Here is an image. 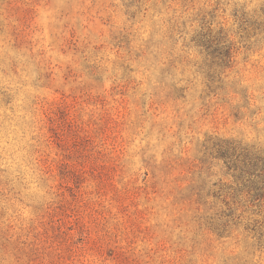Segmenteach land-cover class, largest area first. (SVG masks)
<instances>
[{"label":"rangeland","instance_id":"1","mask_svg":"<svg viewBox=\"0 0 264 264\" xmlns=\"http://www.w3.org/2000/svg\"><path fill=\"white\" fill-rule=\"evenodd\" d=\"M263 162L264 0H0V264H264Z\"/></svg>","mask_w":264,"mask_h":264},{"label":"trees","instance_id":"2","mask_svg":"<svg viewBox=\"0 0 264 264\" xmlns=\"http://www.w3.org/2000/svg\"><path fill=\"white\" fill-rule=\"evenodd\" d=\"M254 163L255 162H247L248 166L251 165V167H252L251 170H253V168L255 167ZM251 170H248V172L252 173ZM253 187L254 188H251L252 190H250V191H253L252 195L250 196L252 198V200H258L259 198H262L263 197V193H264V192L262 193V190H263L264 187L261 188V189L260 188H256L254 185H253Z\"/></svg>","mask_w":264,"mask_h":264}]
</instances>
